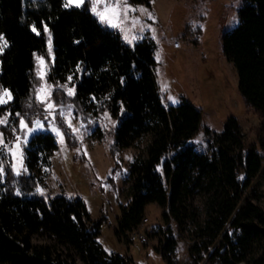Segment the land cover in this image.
Instances as JSON below:
<instances>
[{"label":"trees","instance_id":"obj_1","mask_svg":"<svg viewBox=\"0 0 264 264\" xmlns=\"http://www.w3.org/2000/svg\"><path fill=\"white\" fill-rule=\"evenodd\" d=\"M131 2L152 9V0ZM238 13L239 25L223 37V53L236 67L245 103L264 117V0H243ZM187 31L191 37L197 31L196 39L202 33L189 25ZM48 32L54 61L48 54ZM0 34L7 42L0 52V86L13 97L0 107V116L10 111L19 131L16 113L30 126L35 119L48 126L44 105L36 102L34 91L43 82L37 76L36 60L42 56L49 63L46 80L53 85V103L73 105L84 124L105 112L118 121L113 154L149 135L146 156L131 166V198L126 205L120 204L115 236L120 242L121 237L133 242L132 234L146 217V208L156 204L166 223L167 250L173 253V222L194 221L196 211L187 214L193 206L191 200L203 195L207 218L200 229L202 240L190 248L189 260V264H199L264 164L263 152L245 145L239 120L230 116L220 134L206 128L212 153L198 152L193 137L200 130L204 111L185 98L178 105L164 102L156 74L155 43L144 39L128 44L121 33L101 25L87 3L81 8H65L64 0H0ZM174 42H170L172 46ZM69 76L75 87L73 97L57 89ZM56 122L73 158L84 163L77 135L62 121L58 108ZM7 128L3 130L6 136L11 134ZM261 145L264 150V139ZM57 148L51 132L35 133L25 149L27 172L19 177L11 172L5 156H0L5 168L0 182V264H132L128 255L105 251L99 239L106 220L103 208L101 217L94 220L80 196L38 193L37 172L51 164L50 156ZM17 188L22 193L19 196L15 195ZM256 195L254 188L234 218L232 231L225 233L207 264H259L258 251L260 257L264 254V211L254 202ZM35 236L47 241L35 243Z\"/></svg>","mask_w":264,"mask_h":264},{"label":"rangeland","instance_id":"obj_2","mask_svg":"<svg viewBox=\"0 0 264 264\" xmlns=\"http://www.w3.org/2000/svg\"><path fill=\"white\" fill-rule=\"evenodd\" d=\"M129 4L137 9L140 7L148 9L155 18L153 21L139 11L130 12L126 27H132L131 18L135 16L155 29V39H152L153 33L146 29L143 39L134 44L144 39L155 43L156 74L164 102L169 105H178L185 98L204 111L200 130L193 137L196 150L211 154L205 129L209 128L212 133L220 134L227 119L235 116L241 125L245 145L247 147L254 145L264 154L261 145V140L264 139V117L245 103L238 89L239 77L236 67L223 53V37L239 25L238 11L243 0H152V9L144 4L132 3L131 0ZM188 25L192 31L201 29L202 33L197 39V31L192 37L187 36ZM138 32L139 25L132 29L129 35ZM176 40L180 42V47L176 48L179 49L177 54L167 49V43ZM47 43L48 49H51L48 54L54 61V46L50 32H48ZM6 45L4 41H0L2 50ZM157 53H159L158 59ZM42 58L44 65L40 70L45 72V79L40 87L52 86V93L53 85L46 80L49 63L44 57ZM65 84L72 88L73 78L71 81L67 80ZM169 96L179 102L173 104L168 99ZM108 115L110 119L103 116L96 119L90 118L89 121H93L91 124L89 121L83 123L87 130L80 129L77 139L81 144L84 163L73 158L65 135L63 144L56 138L58 148L50 156L51 164L42 166L37 172L39 178L37 189H43L45 196L82 197L94 220L101 217V208H103L106 220L100 230L101 243L110 252L128 255L132 264H168V262L169 264H189L190 248L201 242L200 229L207 218V205L203 195L194 196L191 200L193 206L189 208L187 214L192 216L191 211H196L197 217L195 216L194 221L189 219L183 224L173 222L172 232L176 242L173 253L167 250L164 233L166 223L161 216V209L156 204H150L146 208L145 216L148 217V222L142 228L141 232L144 235L142 240L136 237L135 232L132 234L133 242L131 243L125 237H121V242L117 240L115 228L118 227L120 204L126 205L131 198L129 172L138 158L146 156L151 138L149 135H144L132 146L119 148L113 154L112 145L118 121L109 113ZM51 119L49 117L44 122L49 124ZM10 120L14 121L11 117ZM71 123L76 128H79L82 123L73 110ZM44 126L47 128L45 124ZM11 127L16 126L13 123L7 129L11 131ZM4 129L0 128V131L4 133ZM17 134H21L18 129ZM4 138L6 141L14 140V135L12 132L8 136L4 133ZM4 156L7 163H11L10 158L7 155ZM125 157H131V159ZM262 175L254 186L257 189L254 202L264 211V176ZM255 179L256 177L253 178L252 184ZM252 195L253 191L250 197ZM229 231L232 229L230 228ZM219 237L214 241L213 246ZM33 241L43 243L47 239L35 236ZM261 254L259 250L257 255L259 264L264 263V254L260 257ZM163 255H166L167 261ZM205 259L206 257L199 264H203ZM239 264L255 263L242 261Z\"/></svg>","mask_w":264,"mask_h":264},{"label":"snow or ice","instance_id":"obj_3","mask_svg":"<svg viewBox=\"0 0 264 264\" xmlns=\"http://www.w3.org/2000/svg\"><path fill=\"white\" fill-rule=\"evenodd\" d=\"M87 3L88 11L96 18V20L103 26L112 28L114 30H118L123 39L128 44H134L138 40L143 39V33L147 29L153 33L152 39H155V29L146 23H143L138 17L133 16L131 18V28L126 27L129 21V13L139 11L147 15L149 20H155L153 14L148 11V9L144 7H140L139 9L132 7L129 4V0H64V7H76L81 8ZM238 23V21H237ZM139 25V32L133 33L131 36L129 35L132 32V29L136 28ZM32 30L36 31L35 26H32ZM46 30V29H45ZM0 41H4L3 34H0ZM6 45V41H4ZM2 51V48H0ZM51 51V49H49ZM159 58V53H157V59ZM38 65H37V76L40 80L45 79V72L40 69L44 65V60L42 57H37ZM79 70V67L78 69ZM72 77H68V81H71ZM51 88L52 86L40 87L35 89V100L37 103L44 105V119L48 120L51 117V122H49L47 128H45L43 122L39 119H35L31 121V127H29V123L26 122L25 118L21 116L20 113H16L15 115L19 117V129L21 134H17V128L11 127V132L14 135V140H5L4 133L0 131V156L7 155L10 158V169L11 172L19 177L23 173L27 172V168L25 167V149L30 142V138L36 133L40 131H49L51 132L58 140L59 143H64V133L61 130V127L56 123V112L57 108L59 109V116L62 121L66 124L67 128H69L73 135H80V129H86V126L81 123L79 128L73 127L71 123V114L73 110V105L68 104L64 105L61 103L57 106L55 103L51 101ZM58 90H63L68 97H73L75 95L74 86L69 88L67 84L57 85ZM13 99L11 92L0 86V105H7ZM93 99H95L93 97ZM168 99L173 103H178L179 101L175 98L169 96ZM31 106V105H29ZM12 113L10 111H6L3 116H0V128H7L10 124H13L14 121L10 120ZM104 117L110 119L107 112L104 113ZM93 123V121H89V124ZM82 139V137H81ZM200 143V141H197ZM126 159H131V157H125ZM5 175V168L3 167V161L0 160V182L3 181V177ZM40 195H44L43 189H37ZM21 191L19 188L16 189L15 195H21ZM75 219V217H73ZM106 252H111L108 249H105Z\"/></svg>","mask_w":264,"mask_h":264},{"label":"water","instance_id":"obj_4","mask_svg":"<svg viewBox=\"0 0 264 264\" xmlns=\"http://www.w3.org/2000/svg\"><path fill=\"white\" fill-rule=\"evenodd\" d=\"M263 173H264V166L262 167V169L260 170L259 174L257 175L254 183L251 185V187L249 188L248 192L246 193V195L244 196V198L242 199V201L240 202V204L236 208V210H235L234 214L232 215V217L230 218L229 222L227 223V225L225 226V228L221 232L220 237H219L217 243L212 247V249L210 250V252L206 256L205 262L203 264H206V261H208V259L210 258L212 252L215 250L216 247H218L220 245V242L223 239L225 233L231 228V224H232L234 218L236 217V215L238 214V212L240 211V209L247 203L248 198L252 194V191L254 189V186L256 185V183L258 182L259 178L261 177V175Z\"/></svg>","mask_w":264,"mask_h":264},{"label":"built area","instance_id":"obj_5","mask_svg":"<svg viewBox=\"0 0 264 264\" xmlns=\"http://www.w3.org/2000/svg\"><path fill=\"white\" fill-rule=\"evenodd\" d=\"M173 47L174 48H179L180 47V42L179 41H175L174 44H173ZM148 222V219L145 217L143 218L141 224L139 225L138 229L135 231V234H136V237L138 239H143L144 238V235L143 233L141 232L142 231V228L145 226V224Z\"/></svg>","mask_w":264,"mask_h":264},{"label":"crops","instance_id":"obj_6","mask_svg":"<svg viewBox=\"0 0 264 264\" xmlns=\"http://www.w3.org/2000/svg\"><path fill=\"white\" fill-rule=\"evenodd\" d=\"M167 49H168V51L171 50V52H174L175 54H177V52H178V50H179V49L174 48V47L171 45L170 42L167 43Z\"/></svg>","mask_w":264,"mask_h":264}]
</instances>
